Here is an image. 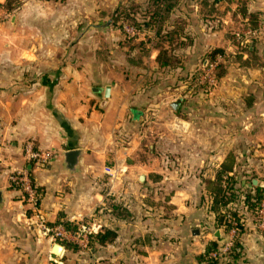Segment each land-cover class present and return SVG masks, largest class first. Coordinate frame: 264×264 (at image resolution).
Masks as SVG:
<instances>
[{"label":"crops","instance_id":"crops-1","mask_svg":"<svg viewBox=\"0 0 264 264\" xmlns=\"http://www.w3.org/2000/svg\"><path fill=\"white\" fill-rule=\"evenodd\" d=\"M6 1L0 0V264H209L206 245L226 232L211 209V187L224 165L243 227L240 253L220 264H264V234L244 201L253 187L264 191V33L246 51L217 36L212 47L241 56H231L229 72L209 93L190 94L181 81H155L164 68L158 48L142 64L112 49L117 33L109 28V8L129 0H18L9 22L1 18ZM247 6L255 12L264 0ZM178 97L175 110L170 104ZM29 140L53 157L27 161ZM68 149L79 150L72 172ZM22 168L38 189L47 225L72 223V233L82 225L111 228L114 240L87 254L61 244L54 254L58 238L43 232L10 182Z\"/></svg>","mask_w":264,"mask_h":264},{"label":"rangeland","instance_id":"rangeland-1","mask_svg":"<svg viewBox=\"0 0 264 264\" xmlns=\"http://www.w3.org/2000/svg\"><path fill=\"white\" fill-rule=\"evenodd\" d=\"M249 1L129 0L126 5L119 3L117 6L109 8L111 16L109 28L117 33V39L113 40L115 44L112 49L116 50L118 57L125 56L127 61L137 64L143 63V57L149 55L152 47L165 50L168 54H173L176 57L175 60L180 63V67L159 68L160 73L155 81L166 83L171 79L172 82L174 80V83L181 81L182 85L185 84L182 80L186 79L188 83H186L185 89L190 91V94L209 93L216 81L225 77L229 72L228 61L231 56H241L237 53L232 54L230 51L225 52L221 48L224 56L217 54L216 64L219 62L220 65L215 72L216 75L223 71L224 73L215 79V67L210 72L208 62L206 60L203 62L205 55L210 50L217 48L212 47L214 39L217 36L223 39L227 38L229 43L237 46V51H246L250 40H254L255 37L264 33V7L256 8L255 12H250L247 6ZM20 5L21 2L18 1L17 6L8 8L1 18L9 22L10 16L13 15L14 19ZM248 30L250 33H247ZM138 37L140 39H137ZM246 40L249 41L246 42ZM206 48L208 49L206 50ZM182 66H186V68L189 66V68L183 71ZM172 69L175 74L170 78ZM32 76L39 78L36 73H32ZM146 83L147 81L144 82V84ZM176 87L179 86L177 84L173 86V88ZM80 239H83L82 236ZM69 240H73V238ZM89 241L90 237L86 246H83L82 242L74 244L73 241H69L68 243L87 254L90 247ZM59 242L58 238L56 243Z\"/></svg>","mask_w":264,"mask_h":264},{"label":"trees","instance_id":"trees-1","mask_svg":"<svg viewBox=\"0 0 264 264\" xmlns=\"http://www.w3.org/2000/svg\"><path fill=\"white\" fill-rule=\"evenodd\" d=\"M17 4H18V0H7L5 2V5L10 9L13 8L14 6H17ZM217 54L222 55V57L224 56V53L222 52L221 49L214 48L205 55L206 57L203 59V62L204 60H207L208 64L215 62L217 60L216 57ZM175 59L176 57H174L173 54H168L165 50H161V49L159 50L158 55L156 57V61L159 67H169V68L180 67V63L176 62ZM218 63L214 68V78L221 77L224 73L223 71L220 74L216 75L215 70L220 65V63L219 64ZM182 82L185 84L188 83L186 79L182 80ZM225 169H228V167L224 165L222 167V170H220L217 175L218 183H216V185L211 187V189L214 192L211 209L215 213L216 223L220 226H223L224 230H227L230 226V222L228 221L229 217L237 220L241 230L243 227V219H242L243 217L240 216L235 209H233L234 207L232 205V203L238 200L239 194L238 192H236L237 189L234 186V181L232 180V178L225 174V172L227 171ZM253 189H254L253 193H245L244 201L245 204H248V206L254 211L257 204L263 197V190L259 189L258 187H253ZM111 207L112 210L117 212L119 211L120 208L119 206L116 205H112ZM71 224L72 223H65V222L62 223V225L65 228H67ZM115 237H116L115 230L105 227L90 236L89 244L90 247H95V245H104L106 243L113 241ZM217 240L219 241V239H216L215 241H211L206 245L205 255H207L211 250L217 248L219 242L221 241L220 240L218 242ZM59 243L68 248H73V249L77 248L76 246H71V244L68 242H64L62 239H60ZM240 251H241V245L238 239H236L233 248L230 250V252L227 255L236 258L240 253ZM202 256H200V258H203ZM208 261L209 264H220L219 259L218 260L210 259Z\"/></svg>","mask_w":264,"mask_h":264},{"label":"built area","instance_id":"built-area-1","mask_svg":"<svg viewBox=\"0 0 264 264\" xmlns=\"http://www.w3.org/2000/svg\"><path fill=\"white\" fill-rule=\"evenodd\" d=\"M134 30L133 28L131 29ZM247 33H250L248 30ZM246 33V34H247ZM207 61V60H206ZM205 61V64L207 65ZM216 66V61L209 63L208 67L210 72ZM24 157L27 161H37L38 163H44L46 160H49L53 157V153L50 151H42L38 150L34 147L33 141L29 140L24 143ZM10 182L13 186L22 192L23 200L26 202L30 209L33 211V216L37 220L38 224L41 226L43 232L45 234L50 235L52 238H68V237H80L83 235L82 244L86 246L88 238L97 232L93 226H84L82 225L79 229V232H71L67 228H65L62 224H58L55 226H49L46 224L44 217L42 216L39 207H38V196L39 192L36 185L33 183L32 179L28 175V171L26 168L20 170H14L11 172L9 176ZM254 214V226L261 233L264 234V191L263 197L257 204L256 208L253 211ZM230 222L229 228L226 230L223 238L219 242L217 248L211 250L206 258L208 260H220L225 258L230 250L233 248L235 240L238 238V234L240 232V227L238 225L237 220L234 218H228Z\"/></svg>","mask_w":264,"mask_h":264},{"label":"water","instance_id":"water-1","mask_svg":"<svg viewBox=\"0 0 264 264\" xmlns=\"http://www.w3.org/2000/svg\"><path fill=\"white\" fill-rule=\"evenodd\" d=\"M109 94H110V87L106 86L104 88V94H103L104 98L107 99L109 97ZM180 102H181V98L178 97L173 102H171L170 106L176 110ZM63 155H64L65 167L71 172L75 171L78 167L79 150L68 149L64 151ZM139 178L140 180H143L144 176L141 174ZM2 204H3V197H2V191L0 190V205ZM62 251H63V246L59 243H54V245L52 246V252L56 255H59L62 253Z\"/></svg>","mask_w":264,"mask_h":264}]
</instances>
